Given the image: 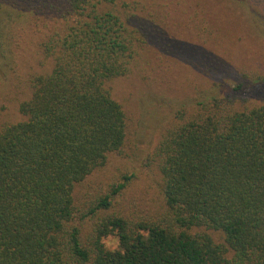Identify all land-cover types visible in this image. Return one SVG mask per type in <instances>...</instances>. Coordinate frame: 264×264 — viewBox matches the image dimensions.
Masks as SVG:
<instances>
[{
	"label": "trees",
	"instance_id": "obj_1",
	"mask_svg": "<svg viewBox=\"0 0 264 264\" xmlns=\"http://www.w3.org/2000/svg\"><path fill=\"white\" fill-rule=\"evenodd\" d=\"M183 1L0 0V56L13 71L29 47L43 59L22 80L23 118L0 126V264H264V99L249 97L263 68L210 50L149 177L105 170L132 123L112 84ZM187 12L181 29L219 38L203 1Z\"/></svg>",
	"mask_w": 264,
	"mask_h": 264
},
{
	"label": "rangeland",
	"instance_id": "obj_2",
	"mask_svg": "<svg viewBox=\"0 0 264 264\" xmlns=\"http://www.w3.org/2000/svg\"><path fill=\"white\" fill-rule=\"evenodd\" d=\"M194 1L198 0H184L173 6L177 11L166 9L158 14L165 15L166 27L157 35L152 33L151 46L134 73L112 84L115 97L132 117L128 152L113 157L105 169L115 177L120 170L137 173L141 179L149 177L144 159L181 104L195 100L193 88L200 81L204 83V70L214 59L210 50L217 51L218 57L226 53L236 66L245 62L264 69V0H201L213 16L219 37L210 44H205L194 29H181V21L190 19L192 13L185 10ZM42 61L35 46L23 52L17 71L0 56V126L23 118L18 106L24 98L22 80L34 70L42 71ZM249 97L253 103L263 100L264 82L252 88ZM151 175L157 186L155 174ZM106 243L114 248L117 239L111 236Z\"/></svg>",
	"mask_w": 264,
	"mask_h": 264
}]
</instances>
